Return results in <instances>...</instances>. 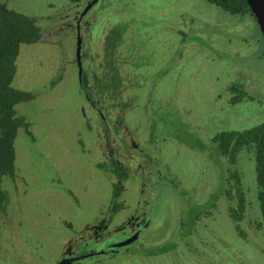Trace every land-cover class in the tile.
Segmentation results:
<instances>
[{"label": "rangeland", "instance_id": "374dc122", "mask_svg": "<svg viewBox=\"0 0 264 264\" xmlns=\"http://www.w3.org/2000/svg\"><path fill=\"white\" fill-rule=\"evenodd\" d=\"M4 1L41 24L66 16L73 3ZM102 1L92 11L91 27L84 37L85 74L94 75L95 61L102 60V30L127 25L124 39L131 42L134 54L126 67L139 75L131 81L128 95L139 98L126 99L123 109L127 110L118 109L110 116L124 121L115 131L114 149L116 153L134 151L143 160L144 153L127 146L130 136L138 140L158 179L143 178L129 166L113 164L111 169L119 178L115 181L108 166L93 165V159H102L95 139L103 126L94 111L85 113L82 108L85 93L79 68L71 63L74 32L22 45L13 85L35 97L18 105L29 125L20 129L16 139L17 176L7 183L11 204L7 213H0V264H54L80 224L97 213L108 215L111 203L119 205L123 214L145 212L152 223L141 247L134 243L117 256L87 264H264L252 156L244 153L235 163L220 162V155L209 148L212 142L206 140L217 131L244 130L264 120V43L255 17L231 14L208 0ZM249 74L253 84L243 82ZM53 77L60 78L55 87L50 82ZM228 86L242 93L247 90L249 96L232 103L235 92ZM87 90L92 96L96 93L94 100L109 116L101 82L92 81ZM86 117L92 119L93 129ZM188 127L201 131L200 139L193 142L198 150L178 146L180 141L174 139L175 135L185 139ZM113 132L111 128L109 133ZM83 136L88 150L92 149L88 154L78 143ZM234 170L244 173L250 203L239 227L230 214L238 199L227 192H232ZM115 187L123 192L119 203L118 198L112 200ZM197 206L202 208L201 215L191 233L185 234V214ZM173 245L166 254L148 257L154 248Z\"/></svg>", "mask_w": 264, "mask_h": 264}, {"label": "flooded vegetation", "instance_id": "af4514ba", "mask_svg": "<svg viewBox=\"0 0 264 264\" xmlns=\"http://www.w3.org/2000/svg\"><path fill=\"white\" fill-rule=\"evenodd\" d=\"M100 2L101 0H81L80 2L73 1L71 7L68 9V13L66 16L60 17L58 20L55 21H51V19L49 18V20H47V24H44V22H42L41 24L40 21L39 22L37 21L38 25L42 28V39L39 42H41L42 40H46L45 37L48 38H57L62 36L64 37L67 34L73 32L76 34L74 40L76 42V48H75V54H73V56L75 55V58L72 60L71 63L78 64V68H79L80 88L82 89L83 93H85L84 96L85 105L82 106V108L85 111V113L88 109L94 111L100 117L101 120L99 121L100 126H103L102 129L98 131L99 133L95 139V142L98 143L99 148L101 150L102 159L97 162L95 161V159H93V165L98 169L104 168L103 166H108L107 172L110 174V179L115 181H118L119 178H117V173L111 169L113 164H116V166L120 168H125L129 166L133 168L132 169L133 174L143 175V178H150V176H152L153 180L158 179L157 171L154 169L155 167L150 168V164H151L149 163L150 159L147 158L146 151L144 150L142 145L138 142V140L130 136L127 146L133 148L132 150H138L139 152L144 153L145 156H143V160H141L140 157L134 155L133 154L134 151L132 152L120 151L119 153H116L114 149L117 143V138L114 136L118 132L117 129L123 126L124 121L123 118L118 117L113 119L110 116L116 113L118 109L125 108L126 102L124 101L132 96V95L131 96L128 95L129 87L132 86L131 81L139 77V75L134 74L126 67L127 64L133 62V60H130L131 57L129 56L134 54V51H132L130 48L131 42L129 45L128 41L124 39L125 37L124 35L127 31L126 28L127 25L125 29L123 27H118V28L106 27L105 29L102 30V36L100 40L101 49L99 52L102 60L100 61L94 60L95 74L87 75V79H88L87 81L91 85L92 81H96V79L103 77L104 74L109 73V71L111 72L112 75V69L110 68L111 65L109 64V62H111L112 66L116 68V71L113 72L117 80L115 81V85L112 83L111 88L104 90L102 89V95L109 116L104 115L102 108L94 100L95 96H97L96 93L93 92L94 95L92 96L89 93V90H87L89 86L87 85L88 87L87 86L84 87L82 84L83 75L85 73L84 70L85 55L83 53L84 37L88 34L91 27L90 16L92 15V11L100 4ZM66 18H71L70 22L66 24L61 23L62 21L64 22ZM114 29H116L115 32H113ZM110 32L112 33L110 34ZM109 34L114 35V37L117 39V43L114 44V48L111 50L113 51V56L107 57L106 41L108 39ZM261 34L263 36L262 31ZM79 37L82 38L81 66L79 64L78 56H77ZM241 41L247 44L250 43L249 40H245L243 38H241ZM259 41L261 42L260 39ZM37 43H33V44H37ZM25 45H31V44H25ZM88 50L91 52L90 47L88 48ZM161 68H164V66L162 65ZM96 69H98V71ZM245 76L247 77L242 78L243 82H248L249 84H253V80H252L253 75L249 74V76L248 75ZM58 80H60V78L53 77V79L50 81L51 85L55 87L56 82ZM102 83H107V81L106 80L104 82L102 81ZM244 85L246 86V84ZM252 87L253 85L251 86V88ZM227 90L235 92L234 94H232V98L237 99L238 97H240L239 92H241V90L237 89V87L230 86L229 88L228 86ZM244 96L245 98L246 96H249L247 90L246 92H244ZM132 97H134L133 99L139 98V96H132ZM123 110L125 111L127 109H123ZM86 119L89 121L90 127L93 129L95 126L93 124L92 119L90 117H86ZM109 119L112 120V123L109 122ZM97 124L98 123H96L95 125L97 126ZM111 128H113L114 131L112 134L109 133ZM198 129L199 127L196 128L194 131H192L191 129L186 130L185 139L184 138L182 139L181 137L175 135L174 139L180 141L178 146L188 147L190 145L192 148L197 149L198 146L193 142L194 140L200 139L198 132L201 131ZM127 132L128 131L126 129V134H128ZM218 132L221 131H217L216 133H214V135H212L211 138H207L206 140L212 142L209 148L214 149L213 152L217 155H220V162H223V160L225 159L228 160V158L220 153V151L218 150L217 143L214 141V136ZM84 138L85 136L80 137L78 143L83 151V154H88L91 152L92 149L88 150V142H86ZM190 141L192 144H190ZM152 163L156 164V161L153 160ZM169 174L172 173L169 172ZM176 179L178 182V177H176ZM129 180L132 181L131 179ZM225 180L226 179H224V181ZM177 182L175 183L178 184ZM121 192L115 187L112 193L113 194L112 200L114 201V199L116 200L118 197L120 198V196L122 195L120 194ZM119 198H118V203H119ZM122 204L123 202L120 205L122 206ZM120 209L121 208L119 207V205L116 206L113 203H111L110 208L108 210L109 211L108 215H105V213H97L96 215H93L90 219H87V221L81 223L79 226L81 227V229L75 234L72 233L71 236L66 240V243L64 244L63 247V251H61L60 257L55 261L54 264H59L62 261L63 264H87L88 262L97 263L102 257L117 256L122 249L130 247L131 244L135 243L137 247H141L139 245L142 243L141 242L142 236L145 235V230L150 227L152 223V219H148L146 217L147 216L146 213L140 212L139 210H136L128 214H123L120 213L121 212L119 211ZM109 214H111V216ZM132 238L135 239L132 242L123 245L126 241H129ZM156 244H160V243H156ZM158 248H154V250ZM164 253L166 254V252ZM164 253L155 254L150 252L148 257L153 258Z\"/></svg>", "mask_w": 264, "mask_h": 264}, {"label": "trees", "instance_id": "16d2710c", "mask_svg": "<svg viewBox=\"0 0 264 264\" xmlns=\"http://www.w3.org/2000/svg\"><path fill=\"white\" fill-rule=\"evenodd\" d=\"M80 2L81 0H73ZM231 14H252L253 12L247 0H208ZM254 16V15H253ZM255 17V16H254ZM116 29L113 30L115 32ZM112 32H110L111 34ZM108 36L106 41V56H113L114 44L117 39L114 35ZM122 34V32H121ZM262 41H264L263 36ZM42 39V28L35 18L9 8L4 0H0V213H7L11 204V194L7 187L8 179L15 180L17 176V151L16 139L21 128H28L29 121L18 111V105L29 102L35 96L29 91L17 88L13 85L18 72L17 61L21 47L24 44L37 43ZM111 72L105 73L98 80L102 84V89L111 88L115 85L116 78L113 74L116 68L112 66ZM87 75H83V86H90ZM107 83H102V81ZM87 86V87H88ZM244 93L240 98L231 99L232 103L244 98ZM220 153L228 158L231 163H235L247 153L252 156L254 182H255V203L258 210L256 223L264 231V120L244 130H224L214 136ZM244 173L242 170H234L231 173V191L229 194L238 199L237 208L231 207V217L238 223L242 220L244 211L250 206L247 190L244 187ZM120 190V189H118ZM234 190V192H233ZM195 211H188L185 214L184 226L185 234H190L192 228L201 215L202 208L195 207ZM195 213V215H194ZM244 234V232H242ZM175 247L164 246L153 250L155 254L168 252Z\"/></svg>", "mask_w": 264, "mask_h": 264}, {"label": "water", "instance_id": "95a60500", "mask_svg": "<svg viewBox=\"0 0 264 264\" xmlns=\"http://www.w3.org/2000/svg\"><path fill=\"white\" fill-rule=\"evenodd\" d=\"M253 14L255 15L257 22L259 24L260 30L263 33L264 36V0H247ZM81 46H82V38L79 37L78 39V49H77V56L80 66L81 63ZM135 238L130 239L129 241H126L123 245L128 244L132 242ZM59 264H63V261Z\"/></svg>", "mask_w": 264, "mask_h": 264}]
</instances>
